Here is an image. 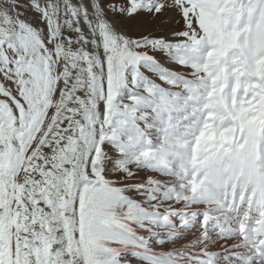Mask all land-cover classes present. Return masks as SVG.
Listing matches in <instances>:
<instances>
[{
  "label": "snow or ice",
  "instance_id": "1",
  "mask_svg": "<svg viewBox=\"0 0 264 264\" xmlns=\"http://www.w3.org/2000/svg\"><path fill=\"white\" fill-rule=\"evenodd\" d=\"M50 7L0 0V264H45L50 233L58 242L48 264H83L77 253L88 234L110 229L111 194L92 179L111 172L109 145L129 108L119 94L141 83L136 74L154 67V52L182 57L193 71L191 83L176 82L180 91L142 113L144 124L160 115L173 125L166 148L190 150L192 172L177 202L195 205L212 187L230 193L218 211L247 210L228 259L264 264V62L257 68L254 55H264V0H69L66 24L77 34H56V12V27L38 40L28 17L39 24ZM82 17L90 34L77 38ZM188 133L190 144L180 139ZM154 155L145 148L137 159ZM61 195L70 211L59 207ZM60 211L72 220L71 249ZM119 261L114 252L112 264Z\"/></svg>",
  "mask_w": 264,
  "mask_h": 264
},
{
  "label": "rangeland",
  "instance_id": "2",
  "mask_svg": "<svg viewBox=\"0 0 264 264\" xmlns=\"http://www.w3.org/2000/svg\"><path fill=\"white\" fill-rule=\"evenodd\" d=\"M36 2L37 0H32L33 5ZM46 3L52 5L49 8L48 19L41 16L40 23L34 24L31 23L33 17H28L26 27L30 34L39 40L45 35L42 33L43 31L51 32L52 28L56 27V22H53L52 18V8L54 13L59 12L60 14L58 17L60 26L56 34L64 31L65 37H67V32L73 33L72 24H66V20L70 18L64 15L65 10H60L59 0H46ZM44 6L42 3L40 8L35 9L38 16L44 11ZM81 19L86 23V18L82 17ZM87 29L89 30L88 24ZM254 55L256 56L255 65L258 68L264 62V55H261L257 50H254ZM149 56L155 57L151 60L154 67L151 69L141 67L136 74L137 80L141 83L137 87L129 85L122 88L118 97L120 103L127 104L129 108L120 119L119 135L116 138L118 142L109 145L116 157L115 159L111 155L107 157L112 160L111 172L105 175L101 171L98 177L92 179L91 186L100 184L108 189L112 197L113 210L109 213L110 229L106 233L90 232L87 240L81 244L79 253H81L84 264H112L114 252L120 253L119 264H153L152 259L147 255L148 251L145 253L142 251L143 249L160 251L164 254L168 250H172L178 242L177 236L164 231L167 228L160 227L154 220H147L137 214L130 216V220L127 222L119 217L121 202L127 203L128 208L152 205L162 207L166 212L182 207L176 198L183 195L184 189L181 185L187 182L192 172L191 154L188 148H166L168 137L173 135V125L168 122L167 118L154 115L147 124H144L142 115L143 111L153 105L155 100L167 99L168 93L175 94L180 91L173 87L176 82L191 83L192 67L188 60L175 54L154 52L149 53ZM162 57L163 59H161ZM258 74L253 73V75ZM152 92L159 95L153 96L150 94ZM132 96L136 97L135 102L129 99ZM138 113L140 114L138 115ZM180 139L190 144L192 134H182ZM145 148L153 149L157 155H154L150 161L140 160L138 162L137 158ZM178 164L182 173L171 179L169 173L180 169ZM69 191H71V185H69ZM208 194H213V190L206 195ZM4 195V192L0 191V207H4L6 203ZM60 201L59 207L68 211L69 200H64L61 195ZM63 212L60 211L59 216L55 219L62 222L60 226L64 228V236L68 237L72 233L70 229L72 220L67 221V224L64 223L63 220L66 221V218L70 219V217H66ZM201 219L203 220V217L198 219V222L202 221ZM183 224L184 222L179 221L180 228L187 226ZM176 232L178 233V231ZM6 238L3 228H0V239ZM135 247H141V251L135 250ZM47 250H49L48 244L45 247L43 245V256Z\"/></svg>",
  "mask_w": 264,
  "mask_h": 264
},
{
  "label": "bare ground",
  "instance_id": "3",
  "mask_svg": "<svg viewBox=\"0 0 264 264\" xmlns=\"http://www.w3.org/2000/svg\"><path fill=\"white\" fill-rule=\"evenodd\" d=\"M68 4L69 0H59L60 10H65V5ZM73 10L74 8L69 9V11ZM51 13H54L53 8ZM53 22H56L54 18ZM72 26L73 33L76 35L77 29L74 25ZM80 29L81 31L77 35V38L89 35L87 24L84 23L82 19L80 20ZM42 33L45 34V31ZM255 123L256 118H252L249 121L250 125ZM178 168L180 169L173 173H169L172 177L171 179H174L182 173L179 164ZM211 190H213V194L205 195L202 200L198 199L195 202V205H183L175 212L172 211V209L166 212L162 207L152 205H139L128 208L127 203L125 204L121 202L119 205V217L121 220L127 222L130 220V216L137 214L147 220H154L156 223L158 222L160 227L167 228L166 230L164 229V231L169 232V234L173 233L174 236H177L176 239L178 242L175 241L177 245L175 244L176 246L172 250H168L164 254L160 251H152L148 249L142 250L145 253L148 251L147 255L150 256L153 264L156 262L157 264H193V259H195L198 264H213V261L215 264H232L228 257L233 251H238V249L235 248V245L239 242V236L237 234L239 221L232 217L228 213V210L218 211V209L223 207V204L221 203L222 196L230 195V193H225L217 187H212L209 191ZM71 194L72 190L69 191V195ZM70 204L71 201L69 200L68 211L71 210ZM209 206H211L210 209ZM234 210L236 211V209ZM201 217H203V220L198 222V219ZM70 220L71 218H66V221H63L67 224V221ZM179 221L184 222L183 225L187 226H181L182 228H180ZM219 227L222 228L223 233L216 231V228ZM230 228L234 229L232 230ZM70 229L72 232L71 225ZM176 231H178V233ZM50 236L52 238L51 243L48 242L47 237L42 241L44 247L48 244L49 249L44 254L45 264H48V258L51 255L50 249L52 243L58 242L55 233H50ZM65 238L68 240L69 249H71L73 244L72 233ZM135 250L141 251V247H135ZM77 255L82 257L79 252ZM76 264H80V261L77 260Z\"/></svg>",
  "mask_w": 264,
  "mask_h": 264
}]
</instances>
